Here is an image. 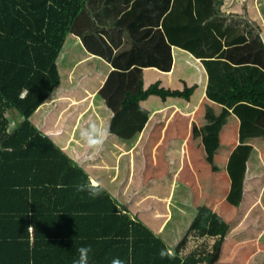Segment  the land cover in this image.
Wrapping results in <instances>:
<instances>
[{
	"label": "trees",
	"instance_id": "obj_1",
	"mask_svg": "<svg viewBox=\"0 0 264 264\" xmlns=\"http://www.w3.org/2000/svg\"><path fill=\"white\" fill-rule=\"evenodd\" d=\"M168 1L172 7L168 10L167 5L162 11L165 23L155 34L168 50L175 46L200 59L208 73L207 99L231 111L241 122L240 145L227 163L232 190L226 200L237 205L253 154V147L246 143L264 138V44L259 34L253 35V41L250 36L235 41L228 38L229 27L220 11L223 0ZM92 2L0 0V201L10 204L17 194L21 206L32 201L35 211L31 220L28 212H17L19 221L13 224L10 222L16 218L11 212H0V255L9 252L12 256L10 262L0 259V264L68 263L78 259L80 247L91 249L88 264H111L114 258L123 264H214L229 233V225L219 215L202 207L173 248L142 222L123 213L103 187L96 198L77 191L78 185L90 182L89 175L30 123L32 115L59 88V55L79 14ZM257 48L253 62L241 57L229 63L231 52ZM172 65L173 57H169L163 68L170 71ZM140 75L137 71L113 72L100 93L111 107L118 100L110 131L127 142L134 140L148 121L140 102L150 96L190 101L194 91L185 86L183 92H171L160 83L144 90ZM108 87L112 90L107 95ZM11 111L24 119L9 134L6 115ZM9 148L11 151L6 150ZM8 189L13 197L5 200ZM10 227L13 229L8 231ZM195 238L212 244L202 242L187 253V244ZM17 250H21V262H13ZM161 250L174 253V257L162 259ZM49 255L61 259L50 260Z\"/></svg>",
	"mask_w": 264,
	"mask_h": 264
},
{
	"label": "crops",
	"instance_id": "obj_2",
	"mask_svg": "<svg viewBox=\"0 0 264 264\" xmlns=\"http://www.w3.org/2000/svg\"><path fill=\"white\" fill-rule=\"evenodd\" d=\"M167 5L170 10L172 3L168 0H93L88 3L79 14L74 30L68 35L59 55L61 84L49 101L32 115L30 123L78 163L89 175V181L100 183L123 213L163 237L169 246L175 248L178 245L196 213L207 207L229 225L218 264H225L221 259L228 258V255L231 264H264V138L246 143L253 147L246 179L240 197L236 199L237 205L228 202L226 198L232 190V183L227 163L234 149L240 145L241 122L231 111L207 99L208 73L200 59L175 46H170L168 50L161 37L155 34L165 23L162 11ZM220 11L229 27L230 40L250 36L253 41V35L259 34L264 44L262 0H223ZM256 44L260 41L257 40ZM258 50L233 51L229 54V63H236L241 57L253 62ZM169 57H173L170 71L163 68ZM131 71L141 74L144 90L160 83L162 89L171 92H183L185 86L194 91L190 101L180 98L163 101L150 96L140 102V109L148 113V121L141 133L127 142L110 131L118 110L114 108L119 106L118 100L111 107L100 93L113 72ZM111 90L108 87L105 93L108 95ZM6 119L9 124L13 121L18 126L21 124L20 119L10 112ZM90 120L108 128L110 135L103 151L94 160L81 162L77 160V154L84 153L86 149L79 131ZM158 137L159 140H156ZM193 137L197 139L193 140ZM208 142L214 148L208 147ZM165 143L166 151L176 155L170 161L176 171L202 161L210 165L211 176L197 179L183 177L179 186L177 183L181 177L178 175L176 179L173 176L172 167L168 176L151 172L150 167H155L160 161L152 159L149 162V154L153 157ZM209 148L216 152L211 153V160L206 156ZM198 164L201 166V163ZM206 167L198 170L203 171ZM137 184H164L167 189L162 194H144L140 187H136ZM185 187H189L187 197ZM10 192V189L6 191L5 200L13 197ZM14 196L16 198L10 204L0 201V212H11L16 218L10 222L12 224L19 221L17 212H28L31 220L30 216H34L32 212H35L32 201L30 205L24 201L27 206H21V202H17L19 196ZM193 199L194 203L203 199L208 202L194 205L193 215L186 219L185 227L183 224L180 226L181 220L186 218L184 214L188 215L184 212L189 207L187 202ZM11 227L8 231L13 229ZM30 239L33 244L34 232ZM194 240L201 244L208 239ZM15 251L13 249L12 252ZM15 258L17 260L13 262H21V250H17ZM49 258L57 261L61 256L49 255ZM0 259L10 262L12 256L5 252ZM70 260L68 263L57 261L49 264H74L77 259Z\"/></svg>",
	"mask_w": 264,
	"mask_h": 264
},
{
	"label": "rangeland",
	"instance_id": "obj_3",
	"mask_svg": "<svg viewBox=\"0 0 264 264\" xmlns=\"http://www.w3.org/2000/svg\"><path fill=\"white\" fill-rule=\"evenodd\" d=\"M262 2L264 3V0H262ZM95 84V82H94V80H93V85ZM11 114H13L14 116H16V117H18L19 118V116H17V114H15L14 112H10ZM20 119V118H19ZM195 139H197L196 137H193V140H195ZM156 140H159V137L158 138H156ZM207 140L208 141H210V139H208L207 138ZM167 141H168V139H167ZM225 141L227 142L228 141V139L227 138H225ZM224 144V143H223ZM208 145H210V146H208V147H212V148H214V146H212L211 145V143H209L208 142ZM166 147H167V145H166V143L158 150V151H156L155 152V154L153 155V157L149 154V162H151L152 161V159L153 160H156V159H158L159 161H160V163L158 164V165H156L155 167H150V171L151 172H153V173H155V174H164V175H166V176H168L169 175V173H171V165H170V161H171V158L172 157H176V155H174V153H172V152H168V151H166ZM212 148H209L207 151H208V154H206V156L209 158V160H211L210 158H211V153L212 154H215L216 152H214V150H212ZM220 153H221V151L219 152V154H218V158H219V156H220ZM124 159L126 158V156H124L123 157ZM137 159V158H136ZM219 160V159H218ZM200 161V160H199ZM178 163H179V158H178ZM178 163L176 164V165H178ZM198 163H201V166H199V164ZM125 164H126V162H125ZM199 166V167H198ZM204 166H207L206 168H205V170H203V171H201V170H198V168H203ZM173 168V176L175 177L176 176V179H177V176L178 175H180V180H179V182L177 183L179 186H181V184H180V182H181V180L183 179V177H187L188 179H193V178H196L197 179V177L198 178H205V177H210L211 176V171H210V165H208L206 162L204 163V162H202V161H200V162H197V164H195V163H193V164H188V165H185V167L184 168H182V170L181 171H179V168H178V170L176 171V168H174V167H172ZM124 171L126 172V168H124ZM167 172V173H166ZM180 172V173H179ZM216 172H218V170L216 171ZM126 174V173H125ZM174 179V178H173ZM141 180H142V178H141ZM177 185V186H178ZM136 187H140L141 188V190H142V192L145 194L146 192H148V193H151L152 195H154V194H159V193H161L162 194V192L165 190V189H167V186L166 185H141L140 186V184H137V186ZM139 188V189H140ZM183 189H185V191H186V197L189 195V187H185V188H183ZM182 189V190H183ZM195 198V197H194ZM205 201H207L206 199H203V200H201L200 202H196V203H194V199L192 200V202H187L188 203V206L189 207H187V209L188 210H185L184 212H188V215L186 216V214L187 213H185L184 214V217H186V218H183L182 220H181V223H180V226H181V224H183V227H185L184 226V224H185V221H186V219H188L189 220V217L190 216H192L193 214H191V212H194L195 210V207L196 206H194V205H198V206H200V205H202V203H204ZM208 202V201H207ZM194 203V204H193ZM173 212H178V211H176V210H174ZM176 222V220L174 221V223ZM173 232H174V229H173ZM177 232V231H176ZM179 235V234H178ZM170 237H172V236H169V238ZM183 239V238H182ZM181 239V240H182ZM181 240H179L178 242H180ZM201 240V239H200ZM224 240V239H223ZM194 241V243H191V244H187V253H188V251H192L193 249H195V248H198V246H201V244H198V243H200L199 241H195V240H193ZM203 243H207L208 244V246H211V244H212V242L210 241V240H204L203 241ZM220 252H221V250H220ZM187 253H185L184 254V256L185 255H187ZM244 258H246V259H248L249 258V256H248V258H247V256H244ZM223 262H225V264H231L232 263V260H231V258H230V256L228 255V258H226V259H221ZM219 261H220V253H219V258H218V260L214 263V264H218L219 263Z\"/></svg>",
	"mask_w": 264,
	"mask_h": 264
},
{
	"label": "clouds",
	"instance_id": "obj_4",
	"mask_svg": "<svg viewBox=\"0 0 264 264\" xmlns=\"http://www.w3.org/2000/svg\"><path fill=\"white\" fill-rule=\"evenodd\" d=\"M27 90L22 93L21 98L26 96ZM23 117L20 118L19 122L23 123ZM17 127V122L13 121L9 124L7 129L8 133L11 134ZM80 139L83 142L86 151L84 153L77 154V160L81 162H87L94 160L104 148V144L110 135V131L106 127L98 126L94 121H89L86 127H81L79 131ZM7 151H11V149H6ZM102 185L95 181H90L87 184H80L77 186V191H87L89 196L92 198H96L101 194ZM91 249L89 247H80L77 249L78 259L74 262V264H88L89 253ZM161 258H173L174 253H171L166 250H161L160 252ZM111 264H123L118 258H114Z\"/></svg>",
	"mask_w": 264,
	"mask_h": 264
},
{
	"label": "built area",
	"instance_id": "obj_5",
	"mask_svg": "<svg viewBox=\"0 0 264 264\" xmlns=\"http://www.w3.org/2000/svg\"><path fill=\"white\" fill-rule=\"evenodd\" d=\"M22 93H24V92H22ZM21 96H22V94H21ZM21 96H20V98H21ZM25 97V96H24ZM23 99V98H22Z\"/></svg>",
	"mask_w": 264,
	"mask_h": 264
}]
</instances>
